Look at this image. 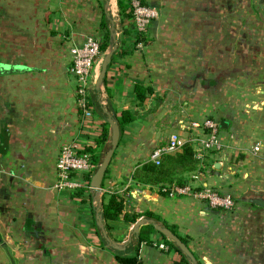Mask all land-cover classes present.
Segmentation results:
<instances>
[{
  "label": "crops",
  "instance_id": "0c3cea01",
  "mask_svg": "<svg viewBox=\"0 0 264 264\" xmlns=\"http://www.w3.org/2000/svg\"><path fill=\"white\" fill-rule=\"evenodd\" d=\"M107 1L118 49L99 90L105 52L93 70L92 116L84 118L71 48L104 40L106 0H0V66L7 70L0 73V264H122L116 255L134 254L138 239L124 215L147 211L188 238L199 264H264V206L244 199L264 192V0H145L158 15L146 33L152 41L141 47L134 21L123 27L118 0ZM139 84L153 88L140 104ZM105 108L118 122L124 110L135 120L120 127L98 208L95 190L78 195L55 184L66 143L93 150L96 168L102 162L111 144ZM208 118L225 120V146L207 152L199 183L233 195V209L133 180L172 133L199 136L202 128L192 124ZM106 128L108 138L99 142ZM180 172L188 178L194 171ZM114 191L129 196L108 231L120 245L132 236L124 250L103 246L98 224ZM161 235L155 230L153 244L141 243L142 264L181 260L175 249L158 247L166 243Z\"/></svg>",
  "mask_w": 264,
  "mask_h": 264
},
{
  "label": "built area",
  "instance_id": "2783aa9c",
  "mask_svg": "<svg viewBox=\"0 0 264 264\" xmlns=\"http://www.w3.org/2000/svg\"><path fill=\"white\" fill-rule=\"evenodd\" d=\"M134 24L138 35H143L151 22L157 18V11L141 4L139 0H133ZM102 40L98 38H88L84 44L71 48L70 70L77 82V99L83 109L84 118L92 116L90 105V81L93 70L100 58L104 55L101 50ZM143 46V42L138 43V47ZM193 127L202 128L203 132L199 136L185 139L181 134L174 132L167 142L156 147L151 153V161L160 164L165 155L174 154L180 151L187 142L192 144L195 158L199 161L198 168L192 172L189 181L185 185H166L170 196H188L207 202L212 208L231 210L235 207L234 197L230 194H222L219 190L199 183L205 173V157L209 151H220L224 148V142L220 137V123L214 119H206L202 124L193 123ZM254 152L260 150L259 146L254 147ZM96 164L93 155L86 150L79 141L73 140L61 147L57 161V181L55 187L59 190H69L78 192L81 189L94 191L90 180L85 176L95 171ZM96 206L99 201L94 199ZM101 207V206H100ZM164 250H169L166 243L157 244Z\"/></svg>",
  "mask_w": 264,
  "mask_h": 264
},
{
  "label": "trees",
  "instance_id": "16d2710c",
  "mask_svg": "<svg viewBox=\"0 0 264 264\" xmlns=\"http://www.w3.org/2000/svg\"><path fill=\"white\" fill-rule=\"evenodd\" d=\"M139 1L143 5L149 6L145 0H139ZM118 8H119V15L121 18V25L123 27L126 25V23H131L132 21H134L133 0H118ZM102 26L105 29V38L102 41L101 50L103 52H106L110 46V30H109L110 21L107 19L106 15L103 18ZM147 31L143 35L136 36L135 45H138L139 42L148 44L152 41L146 35ZM151 93H153V88L150 86L145 87L139 84L136 85L135 87V94L139 104L143 103L147 98V96L150 95ZM134 120H135V115L129 110H124L121 113V116L119 117V124L121 129H123L124 125L131 123ZM107 138H108V128H106L103 131L99 142L106 141ZM90 151L93 152V150ZM93 161L95 164L99 162V159L96 155H93ZM198 165H199V161L195 158L192 144L190 142H187L183 145L180 152L163 156L160 164H156L151 160L143 163L134 172L132 178L133 180L136 181V183H141V184L160 183L159 191L166 196H170L169 190L168 189L164 190V187L166 185H172V184H177L181 186L187 184L189 181V177L187 178L186 176L185 177L182 176L183 172L180 171L185 170L192 172L198 168ZM180 168L183 170H179ZM85 178L89 181L91 179V174L86 175ZM127 192H129V190H127ZM127 192L121 193L119 191H114L110 194L108 200L103 203L102 214L105 220V228L107 230V233L112 229L113 223L117 222L121 218V215L124 213L126 203L129 200V196L126 194ZM79 193L80 192L78 191V195ZM83 201H85V199H83ZM141 216L152 218L157 222L158 221L163 222V224H161L162 226L170 228L178 237H180L188 245L189 241L187 237H184L181 234H179L175 226L167 224L163 219H161L160 216H158L157 214L151 211H147L143 214L137 212H134L133 214L126 213L124 215V218L127 221L136 223L139 217ZM154 231L155 228L153 225L151 224L143 225L137 239V245L135 247L134 254L122 255L121 254L122 252L119 251V253L116 255V258L122 264H142L139 258V247L143 242H146L148 244H153V240L151 239V234ZM161 236L170 249H175L182 255V258L180 261H178V264H192L191 260L175 245L173 241L169 240L164 235ZM102 241H103L102 242L103 246L108 244L104 239V237Z\"/></svg>",
  "mask_w": 264,
  "mask_h": 264
},
{
  "label": "water",
  "instance_id": "95a60500",
  "mask_svg": "<svg viewBox=\"0 0 264 264\" xmlns=\"http://www.w3.org/2000/svg\"><path fill=\"white\" fill-rule=\"evenodd\" d=\"M110 5L109 2L106 0L105 4V12L107 14V18L110 21V46L108 50L105 52V55L102 60L101 69L98 75V78L95 83V87L97 90H99L102 86V84L105 81L108 68L112 62L114 53L118 49V42H117V29H116V23L113 17L110 15ZM7 71L6 68L3 66H0V73H3ZM105 114L107 115V122L110 124L111 127V144L109 149L107 150L105 157L103 158L100 165L96 168L94 171L90 184L95 189L96 192V200L99 201V207L101 206V190L103 185V180L106 174V171L111 163V160L113 158V155L119 145L120 136H121V129L120 124L118 122L117 117L110 112L108 109L105 108ZM225 120L221 121L220 126L225 127ZM244 199L254 202L257 205L264 206V192H256V191H249L244 195ZM99 227L101 229V232L103 234L104 239L108 243V245L114 249L117 250H124L127 244H129L132 241V236L129 237L126 244L120 245L116 241L112 240L105 228V225L103 223V214L99 213ZM146 224H151L154 226L155 230L159 232L160 234L167 237L169 240L173 241L175 245L191 260L192 264H197V259L189 246L180 238L178 237L170 228L162 226L161 224L157 223L156 220L152 218L143 217L137 220L135 223L133 229H132V235L138 238L141 227Z\"/></svg>",
  "mask_w": 264,
  "mask_h": 264
}]
</instances>
